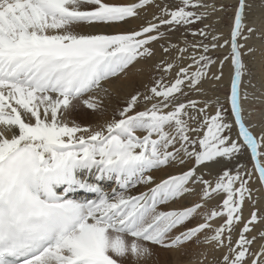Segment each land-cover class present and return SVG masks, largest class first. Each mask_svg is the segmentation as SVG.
<instances>
[{
	"label": "snow or ice",
	"instance_id": "snow-or-ice-1",
	"mask_svg": "<svg viewBox=\"0 0 264 264\" xmlns=\"http://www.w3.org/2000/svg\"><path fill=\"white\" fill-rule=\"evenodd\" d=\"M148 5L160 9L161 15L154 16L159 23H149L140 31L116 35L77 31L81 25L111 24L137 17ZM193 8L206 11L189 10ZM248 8V0H238L230 38L221 44V36L213 35L211 44L212 48L230 47L221 61L220 74L213 78H223L226 61L234 66L228 99L243 138L241 144L225 135L232 124L226 122L222 108L214 116L204 115L201 124L200 114L206 108L195 100H180L186 95L185 88L203 91L202 81L214 63L204 54H193L195 70L193 65L180 67L170 86L160 81L152 87L153 95L144 99H162L149 109L129 115L139 100V96H133L120 112L121 119L95 131L68 118L76 107L75 101L99 110L98 98H81L138 57H153L155 53L149 45L165 37L160 31L162 25L170 29L186 27L213 12L224 11L223 5L217 8L215 3L203 0H180L170 9L157 0L132 4L106 0H0V264H145L154 255L152 246L179 249L194 240L197 244L214 242L217 248L226 247L227 253L219 264H264V245L253 252L256 237L249 239L246 235L264 217L253 212L235 245L232 243L231 233L241 222L245 200L253 198L251 173L232 175L225 170L213 186L193 167L139 196H110L98 183L81 175L86 172L95 175L97 181L115 180L127 189L130 185L152 183L153 177L145 175L152 169L173 162L183 164L185 158L193 157L197 165L218 162V158L230 160L248 147L258 179L264 185V152L260 150L264 135L257 138L244 116L245 102L259 97L242 89L248 71L244 56L257 51L248 41L254 36L264 41V24L247 26ZM191 34L205 38L209 35L205 29ZM172 47L178 48L181 59L189 47L209 51L208 44L195 42H186L183 48ZM163 50L168 52L169 48ZM175 66L167 63L165 71L171 72ZM169 107L172 110L163 111ZM203 127L207 129L203 138L192 139L190 133H198ZM138 131L146 134L137 135ZM197 144L199 151L195 149ZM196 184L205 185L202 200L226 193L222 205L202 212V203L180 211H157L159 204L194 194ZM61 188L63 195L58 192ZM77 190L99 195L96 200L68 198ZM198 212L204 217L203 223L180 235H171L173 229ZM218 217H226L225 222L214 228L211 221ZM206 230L212 234L200 240L199 235ZM260 236L264 238V231Z\"/></svg>",
	"mask_w": 264,
	"mask_h": 264
},
{
	"label": "rangeland",
	"instance_id": "rangeland-1",
	"mask_svg": "<svg viewBox=\"0 0 264 264\" xmlns=\"http://www.w3.org/2000/svg\"><path fill=\"white\" fill-rule=\"evenodd\" d=\"M109 2L114 3V4H132V3H137L138 0H109ZM203 2L207 4L215 3L217 8H220L223 5L224 11L213 12L209 16H207L205 19H203L202 21L195 22L186 27L172 26V29H170L169 26L162 25L160 28V31L166 34L165 37L158 41L151 42L149 45V47L153 49L155 55L151 58L138 57V58H142L143 61H145V66L142 69H138L141 72L137 70L134 73V75L136 74V76L132 74L131 78L133 79L131 82V87L129 86L123 87L125 92H127V96H126V100H123V102L120 103V105H122L121 111L128 106L133 96H139V100H138L136 107L133 109L131 113H129V115H135L139 111H144L146 109L151 108L153 103H157L158 100L162 98H154L151 101H146L144 99L145 96L153 95L150 89L156 86L158 82L160 81H162L164 85L170 86V84L174 83L175 79L177 78V73L179 72L180 67H188L189 65H193L192 70H195V65L191 59V56L193 54L197 56L200 54H204V55L211 57L214 63H212L210 67L207 69L208 76L202 81L201 88L203 89V91H195V90H189L188 88H185L184 92L186 93V95L181 96L180 100L185 103H187L188 100H195L198 102L200 107L206 108V112L200 114L201 124L203 123L202 118L204 115H207L209 117L214 116L216 112L222 108L224 115H225L226 122L232 124L231 130L226 131L225 135H229L232 140H238L239 143L243 144L244 142L241 141V138L239 137V132H238L239 127L234 122V117L231 111L230 101L228 99L229 94H230V85L228 83L222 84V81L219 80L218 82L217 80L213 78L215 75L220 74L219 72L221 71V67H220L221 61L223 60L224 56L228 55L230 48L229 47H225V48H212L211 47V44L213 43L212 41L213 35L221 36V39L219 41L221 44L224 42L225 39L230 38V30H231L230 28L232 26L233 17H234V13L236 10V5H237L238 0H203ZM157 3L160 4L161 6H163L164 4H167L170 9H174L176 6L179 5L180 0H157ZM248 4H251L252 6H249L248 10L246 11V16L256 11H259L261 14L262 13L264 14V0H248ZM256 6L257 8L255 9ZM189 10L198 11V12L206 11L203 8H193ZM160 15H161L160 9L157 8L156 6L154 5L145 6V8L140 10V13L137 17L127 19V20L133 19L137 22L130 31L128 32L118 31L116 32V34H127V33H132L135 31H140L143 27L148 26L149 23H159V20L154 19V16H160ZM135 18H137L138 20ZM206 26L208 27L206 28ZM248 26H251V25H248ZM201 29H205L209 33L207 38L203 36H199V35L193 36L191 34L193 32H199ZM116 34L113 33V35H116ZM152 34L156 35L157 33L154 32ZM186 42L189 44H191L192 42H195L197 44H208L209 51L207 53H204L203 48L193 49L189 47L188 51L183 53V58L181 59V53L179 52L178 48L172 47V45H178L179 48H183ZM240 43L242 44L244 43L243 39L240 40ZM164 48H169V51L165 52L163 50ZM259 53L261 54L262 59H263L262 66H264V47L259 49ZM167 63H173L176 65L172 69L171 72L165 71V68L167 67ZM134 64H135V61H133L130 64V66H128V68H131ZM231 65L232 64L230 61L225 62L224 68H223L224 75H225V69L228 70L229 67L230 68L232 67ZM128 68L126 67L122 71H120L119 75L121 76V78L123 76H124L123 78H125V75L127 74L126 71L128 70ZM141 76H144L145 79L144 77L141 78ZM125 80L126 79H123V81ZM263 80H264V77H263ZM123 88H121L120 90H123ZM219 98L221 99L220 102L218 100ZM249 104L251 107L249 110L247 111L245 110L244 114L252 117L254 121L257 120L259 122V120L257 119L258 118L257 113H264V99H262L261 97L260 103H256V104L249 103ZM81 110L85 111L86 109H81ZM170 110H172L171 107H169L168 109H163V111L165 112L170 111ZM83 116H84L83 113H79L78 114L79 119L75 123L79 124L82 127H90L93 131L99 129V128H94L90 125H86L84 122ZM117 117L115 116V118H117L118 120L122 118L120 117L119 112H118ZM257 121L255 124L258 123ZM206 130H207L206 127H203V129L200 132L190 133V135L192 139H198V138L202 139L204 134L206 133ZM138 132L140 133V131ZM139 133H137V135H139ZM145 134L146 133L141 132L140 136H143ZM153 138H156V137L154 136ZM176 147H179V145H177ZM195 149L198 151L201 150L198 144L195 146ZM260 150L264 152V145L261 146ZM261 159L264 160V157H261ZM192 162L194 164L193 167L197 168V173L200 172V175L203 176V179L211 181L213 186H215V183L218 180L219 176L222 175L225 170H230V173L232 175H235L237 172H240L241 174L251 173L252 177L254 178L255 159L253 158L252 154H250L249 149L247 147H245L241 153L234 155L232 159L230 160L227 159L223 164L221 163L220 165L212 167V168L209 167L208 164L207 165H197L194 157H193ZM245 178L247 177L245 176ZM236 186L238 187L239 184H237ZM204 187L205 185H203L202 190L204 189ZM255 188L258 189L257 186ZM202 190L199 193V195L195 198V200L193 201L194 204L202 203L205 205V208L201 209L200 212L216 207L217 205H222L223 200L226 198V193L224 194L221 193L220 201H218L217 203L208 204L207 202H205L206 200L201 199ZM180 199H182V197ZM252 200L253 198L245 200V203L242 209L241 222L236 224L233 228V231L231 233L233 245H235L236 241L239 239V235H240L241 230L244 227V224L251 218V215L253 212H256L257 215L260 217H264L263 208L262 207L258 208V206L255 205L254 200L253 201ZM182 201L183 202L181 203H184V199ZM194 204H192L191 206H193ZM187 207H190V205ZM225 219L226 217H222L221 223L217 226L213 225V227L214 228L219 227L225 222ZM203 222H204V217L200 215L198 212L197 215H195L190 220L186 221L183 225H180L177 228L173 229L171 235L172 236H175V234L180 235L182 232L186 231L188 228L196 227V225L203 223ZM258 224L259 223L252 226V231L246 234L249 239H251L254 236L256 237V240L254 241L251 247V250L253 252H258L261 246L264 245V238L260 236L261 231H264V226L258 229L257 227ZM181 228L182 229L184 228V229L182 230ZM211 234H212L211 230H206L204 233H201L198 238L200 240H203L205 235H211ZM225 235H228V233H225ZM152 247L154 251V255L152 257L153 264H172L173 263L174 254H175L174 252L170 251V249H164L159 246H152ZM176 253L177 255H179L178 257L179 260L188 259L189 261H195L198 264H201V262H203V264H219L223 255L227 253V248L226 247L223 249L217 248L214 242L212 244H207V243L197 244L195 243V240H194L192 242H188L182 245ZM205 257L207 258L205 259ZM248 264H250V261L248 262Z\"/></svg>",
	"mask_w": 264,
	"mask_h": 264
},
{
	"label": "bare ground",
	"instance_id": "bare-ground-1",
	"mask_svg": "<svg viewBox=\"0 0 264 264\" xmlns=\"http://www.w3.org/2000/svg\"><path fill=\"white\" fill-rule=\"evenodd\" d=\"M106 2L110 3L109 0H106ZM249 6H252V5L249 4ZM256 8H257V6L255 7V9ZM135 19H137V18H135ZM136 23L137 22L135 20L130 19V20H126L123 22H117V23H111V24L81 25L77 28V31H79L83 34L113 35V33L116 34V32H118V31H125V32L130 31ZM245 23L247 26L251 25V26L260 27L262 24H264V14L263 13L261 14L259 11L252 12L246 16ZM248 44L250 46H255L256 49L257 48L258 49L255 53L246 54L244 56V60H245V63L247 65L248 71L246 72L245 76L243 77L242 89L246 90L248 93L252 94L254 97H259V99L253 98V99H249L248 101H246L244 104L246 111L249 110L251 107L249 103H255V104L260 103L261 97H262V99H264V80H263V77H264L263 67L264 66H262L263 65L262 64L263 59H262L261 54L259 53V49L264 47V41H260L257 37L254 36L252 39H250L248 41ZM144 66H145V61H143L142 58H137L135 60V64L131 68L127 67L128 70L126 69L127 74L125 75V78H123L124 76L121 78V76L119 75L120 72H118L116 75L110 76L106 80L101 81L100 88L95 89L92 92L86 93L81 99H87L89 96L96 97L101 101V107L102 108L100 107L99 110L88 109L79 101H75L74 103L76 104V107L69 114V117H68L69 120L76 122L79 119L78 114L83 113L85 124L90 125L94 128H101V127L105 126L107 123H110L114 119L118 120L117 119V118H119V117H117L118 112L120 113V111L122 109L121 108L122 105H120V103L123 102V100H126V96H127V92H125L123 87H128V86L131 87V82L133 79V78H131L132 74L134 75V73L138 69H142ZM231 66L232 67L231 68L229 67L228 70L225 69V75L222 78V80H220V81H222V84L228 83L230 85L231 77L234 75V66L233 65H231ZM139 72H141V71H139ZM134 76H136V74ZM143 77L144 76H141V78H143ZM146 78H147V76H146ZM123 79H126L125 80L126 82L123 81ZM144 79H145V77H144ZM144 81H146V80H144ZM122 82H124V83H122ZM133 82H134V80H133ZM121 88H123V90H120ZM218 100H219V102L221 101L220 98ZM217 103H218V101H217ZM81 109H86V110L83 111ZM118 110H120V111H118ZM81 111H83V112H81ZM115 116L117 118H115ZM244 116H245L246 125L249 126L250 130L253 132V134L256 137H260L261 135H264V122H263L264 121V113H257V116H258L257 119L259 120V122L256 120L258 122L257 124H255L256 121H254V119L252 117L245 115V114H244ZM233 117H234V113H233ZM234 120H235V117H234ZM238 132H239V129H238ZM137 133H139V132H137ZM140 133H139V135H140ZM240 138H241V141H243V138L242 137H240ZM169 150H173V149H169ZM191 159L193 161V158H191ZM191 159L185 158V163H183V164L173 162L169 165L161 166L160 168H157V169H152L145 174V175H150L153 177L152 183H139V184H136L134 186L130 185L127 189L122 188L115 180L105 179V180L97 181L95 179V175L90 176L86 172L81 173V175L83 178H87L92 183H98L99 186L101 187V189L105 193H108L110 196H113V195L118 194V193H123L126 196H139L143 193L149 192L150 189L156 187L157 184L163 182L164 180L168 179L169 177L178 176V175L190 170L191 168H193L194 164L191 161ZM226 160H227V158H218V162H211V163H207V164L209 167L212 168V167L220 165L221 163L223 164ZM207 164H205V165H207ZM198 175H200V172H198ZM249 182H250L249 186L253 191V200L255 202V205L258 206V208L262 207L264 210V185H262L261 181L258 179V172L256 170H254V178L252 177V179ZM109 183H110V185H109ZM189 186L190 187L192 186L191 183L189 184ZM256 186L258 187V189L255 188ZM202 188H203V184H196L194 194H185V195L181 196L182 199H180L181 197H179V198H176L174 200L168 201L166 203L159 204V205H157V211H173V210L180 211V210L187 208V206H189V205L191 207V205L194 204L193 201L199 195ZM58 192H60V194H62V195L64 194L62 188L58 189ZM98 195H99L98 193L87 192L84 190H77L75 192L69 193L68 198L74 199V200H80V201L96 200L98 198ZM183 199H184V203H181V202H183L182 201ZM185 199H187V200H185ZM220 199H221V195H215L214 194V196L210 200H206L205 202H207L208 204H213V203H217L218 201H220ZM221 221H222V217H218L215 220L211 221V223H212V225L217 226L221 223ZM263 226H264V221H261L257 225L258 229L262 228ZM170 251L175 253L174 254V261L172 264H198L195 261H189L188 259H184V260L180 259L179 260L178 259L179 255H177V253H176L178 251V249H170ZM145 264H153V259L151 258L150 260L146 261Z\"/></svg>",
	"mask_w": 264,
	"mask_h": 264
}]
</instances>
